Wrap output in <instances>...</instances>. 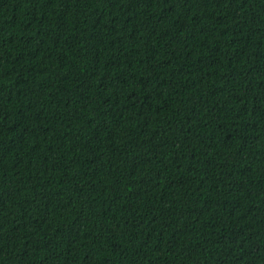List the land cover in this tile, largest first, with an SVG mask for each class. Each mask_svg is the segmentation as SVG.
Segmentation results:
<instances>
[{"label": "trees", "instance_id": "1", "mask_svg": "<svg viewBox=\"0 0 264 264\" xmlns=\"http://www.w3.org/2000/svg\"><path fill=\"white\" fill-rule=\"evenodd\" d=\"M0 264H264V0H0Z\"/></svg>", "mask_w": 264, "mask_h": 264}]
</instances>
